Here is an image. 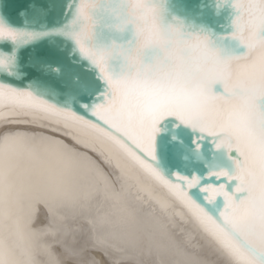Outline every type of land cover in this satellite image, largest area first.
I'll list each match as a JSON object with an SVG mask.
<instances>
[{
    "label": "snow or ice",
    "instance_id": "snow-or-ice-1",
    "mask_svg": "<svg viewBox=\"0 0 264 264\" xmlns=\"http://www.w3.org/2000/svg\"><path fill=\"white\" fill-rule=\"evenodd\" d=\"M156 3L120 0L105 16L94 0H66L71 19L59 31L100 82L67 90L69 107L0 83V264H264V0H214L230 10L221 41L234 48L165 25ZM42 35L0 21V73L20 78L19 46ZM77 146L117 171L119 186ZM158 146L171 166L207 167L208 181L195 171L167 178ZM221 150L231 171L215 166ZM132 189L159 210L151 225L129 203ZM38 203L48 210L39 228ZM177 218L189 226L179 242L169 234ZM97 228L111 242L90 240Z\"/></svg>",
    "mask_w": 264,
    "mask_h": 264
},
{
    "label": "water",
    "instance_id": "water-1",
    "mask_svg": "<svg viewBox=\"0 0 264 264\" xmlns=\"http://www.w3.org/2000/svg\"><path fill=\"white\" fill-rule=\"evenodd\" d=\"M227 2L228 0H220L221 7ZM94 3L107 9L104 15L110 16L112 8L118 6L120 0H94ZM213 3L214 0H157L156 6L160 9L165 25L180 26L193 34L204 35L212 46L222 42L225 47L234 48L235 41H221L222 37L233 31L228 23L230 10L225 8L218 12ZM65 5L66 0H0V21L4 24L27 33H46L19 46L20 78L0 73V83L10 84L19 90H31L38 98L58 108L69 107L65 95L67 90L78 93L81 85H84L90 91H95L100 86L96 68L80 56L74 41L59 31L65 29L71 19ZM104 35L107 39V29H104ZM112 67L116 69L115 63ZM77 80L79 83H74ZM29 85L35 86L29 89ZM71 108L80 113L77 105L73 104ZM186 136L190 142L191 133L186 132ZM157 159L160 163L156 166L167 178H171L172 171L188 176L195 174V171L197 175L204 176L202 184L209 179L206 175L208 168L203 165L192 170L171 166L162 159L159 146ZM215 166L229 171L234 167L223 150L216 153ZM212 182L214 185L218 183L214 178ZM192 191L198 192V188Z\"/></svg>",
    "mask_w": 264,
    "mask_h": 264
},
{
    "label": "bare ground",
    "instance_id": "bare-ground-1",
    "mask_svg": "<svg viewBox=\"0 0 264 264\" xmlns=\"http://www.w3.org/2000/svg\"><path fill=\"white\" fill-rule=\"evenodd\" d=\"M2 112H3V109L0 108V114H2ZM4 127H5V125L2 122V115H0V131H2L4 129ZM7 127H9V128H17V127L26 128V126H24V125H11V124L7 125ZM40 131H44V130H40ZM45 134L55 135V136H57V138L64 139L66 142L71 143V141L67 137L59 136L56 133H47L46 132ZM77 147H78L79 151L87 153L89 155H92L95 159L99 160V158L96 157L94 153H91L87 148L80 147V146H77ZM99 162L101 163L104 170L110 175L111 179L117 183V186H119V180H118L119 173L117 171H115L114 169L110 168L102 160H99ZM137 195H139V193H137L135 191V189L129 190V192L127 193L129 203L138 209L141 221L144 224L151 225L154 222V218L160 216L159 210L157 209L156 212H153V207H154L153 205H150V204L141 205L136 200ZM107 208H108V205H103L101 210L102 211L107 210ZM47 211L48 210L43 203H38L35 205L34 224L37 228L47 225V223H48ZM93 215H95V211L93 212ZM164 219H165V221H167L166 217ZM81 227L83 229V233L87 234L89 231L90 225H88L86 223V221L82 220L81 221ZM188 227H189L188 225L182 224L179 221V219L177 218V226L175 228L170 226L169 227V234L177 242H179L182 239L181 230L187 229ZM78 235H80V234L78 233ZM94 238H98V239L104 240L106 242H111V238L109 237L108 231L106 229L97 228L95 230V233L93 234V237H89L90 240H92ZM128 264H134V262L130 261V262H128Z\"/></svg>",
    "mask_w": 264,
    "mask_h": 264
}]
</instances>
